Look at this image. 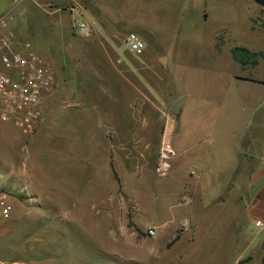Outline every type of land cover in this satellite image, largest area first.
<instances>
[{"label": "rangeland", "instance_id": "rangeland-1", "mask_svg": "<svg viewBox=\"0 0 264 264\" xmlns=\"http://www.w3.org/2000/svg\"><path fill=\"white\" fill-rule=\"evenodd\" d=\"M20 3L11 4V25L49 63L53 81L32 133L23 134L0 120V196L10 206L0 222V262L258 264L257 241L264 231L244 220L242 202L236 203L237 198L243 201L238 182L248 156L238 157L235 167L229 156L213 160L206 141L212 136L230 144L231 137L221 131L223 121L227 128H237L253 109H264L255 105L256 95L248 92L246 83L233 77L255 72L264 79V62L240 67L229 54L234 46L264 53V8L250 0H100L105 8L100 13L122 17V24L78 38L65 16V26L57 22L51 28L40 21L42 30L31 28V34H25L31 19L27 23L25 16L24 21ZM221 25L226 47L216 55L200 41ZM131 31L144 32L139 56L124 44ZM157 55L167 59L165 67ZM114 72L133 88L122 81L115 84ZM137 72H161L165 77L158 82ZM146 85L161 96H189L179 119L195 120L197 157L190 171L200 176L201 200L210 187H217L218 199L205 204L172 181L168 172L164 177L153 172L159 131L137 120ZM251 88L255 93L260 85ZM163 105L166 113L165 100ZM234 106H241L240 115L231 113ZM117 110L130 141L123 139L121 126L100 122L106 113L117 122ZM203 151L207 157L201 156ZM196 215H201L199 227L192 230ZM187 223L191 229L182 232ZM239 224L236 243L233 227ZM146 228L154 235L147 236Z\"/></svg>", "mask_w": 264, "mask_h": 264}, {"label": "crops", "instance_id": "crops-1", "mask_svg": "<svg viewBox=\"0 0 264 264\" xmlns=\"http://www.w3.org/2000/svg\"><path fill=\"white\" fill-rule=\"evenodd\" d=\"M16 1L19 0H0V15L8 11L11 7V4ZM99 1L100 0H21V3L18 6V11L21 15H24L25 22V16L27 17V23L29 21V18L31 19V22L29 21L30 24L28 23L27 25L29 29H24V33L26 32L27 34H31L29 31L31 28L39 30L38 28L40 27V29L42 30L41 24L44 23H47V25L49 26L51 25V28L53 27V24L57 26V22L58 24L65 26L64 22L66 19L63 18L64 16L67 18L73 28L74 21L77 20V18L79 17L75 13L70 11V8L73 6L80 7V16L90 26L91 30L114 28L116 26L121 25L122 17H119L117 15H107V13H100V11L102 10L105 11V8H102V4H99ZM254 5L258 8L260 7L256 4ZM36 17H38V19ZM53 20H55V23L53 22ZM40 21L41 24H39ZM224 29L225 28L222 25L217 27L210 34L209 38L200 41V43L204 42L206 45H208L210 51H212L216 55H219L221 50L226 47V42L223 34V31H225ZM136 33L139 34L140 37H144L143 31H137ZM148 43L149 42L147 41L146 45ZM233 48H241L244 50L243 55L245 53V56L242 57L243 60H251V57L248 55L246 56V54L258 55L256 58V63L254 65H240L234 60L231 55V50ZM229 54L232 60L236 62L240 67H245L247 65L256 66L258 62H264V53L259 50H251L243 46L231 47L229 49ZM156 60L159 64L162 65V67H165L167 64V59L165 57L162 58L161 56L157 55ZM252 73L253 74H248L247 76L233 75V77L239 81L245 82L248 87V92L250 94L256 95L257 104L255 105H261L264 107V79H261L259 78V76L254 75L255 72ZM144 75L153 77L158 82L163 81L165 77L164 74H162L161 72H137L136 74V76L140 78L145 77ZM120 81H122V83L124 82L130 85V87L133 88V85L128 81L126 77H123V75L119 72H114L113 82L117 84ZM248 85H260L259 91L254 93V89L251 88L252 86L249 87ZM144 89L147 94H145V96L143 97L141 106H139L138 108L139 111L137 113L139 117L137 120L141 122L143 127L156 125V128L159 131L158 134H156V145H159L161 137L164 134V137L169 142L173 152L172 156L168 160V167L166 171L168 172L169 178H171L172 181L177 183L179 187H182L183 190L186 191V193L189 192L194 199L195 197H197L199 201H202L200 196L203 195L199 191L200 176L194 175L192 174V171H190V169L195 166L197 157V144L195 143V137L193 138L194 128L192 126L193 124H195L192 123L195 120L192 119L191 121V118H186V122L182 123L179 119V114L182 108L184 107L185 103L187 102L189 96L173 95L170 97L169 94L161 96L158 94V91L150 85H146ZM158 96H161L162 99ZM181 96H184V100L179 109L177 117L174 118L168 115L167 110L165 111L166 113L163 112L164 100L166 104V109H168L171 103ZM246 100L244 98H241V102L246 103ZM201 102L202 103L199 104H203V102L205 101L202 100ZM94 104L95 103H93V105ZM131 107L133 109L135 108V105L134 103L132 104V102L129 103V108ZM145 107L147 110L143 111ZM196 107L197 106L195 105L194 111H196ZM198 107L200 108V106ZM240 108L241 106L232 107L231 113L235 112L236 115H240ZM116 112L120 116L118 117L117 122L113 121V118L110 117L109 113L103 114L107 116L105 118H101L102 120H100V122L103 124H109L110 126H121V129L119 130L123 133V139L126 141H130V133H128L125 127L121 125V122L123 121L121 116L123 114H121V112L118 110ZM98 113L100 112L98 111ZM165 114L168 115L167 119L164 116ZM190 122L191 124H189ZM222 124L225 126V128L221 131H223V133H227L231 137V143L226 144V142H223L220 138L217 139L216 137L210 136L206 141V143L212 147L208 151V157L212 158L213 160H221L223 157L229 156V159H231V163L232 161H234L235 165L233 164V166L235 167L237 165L238 157L243 158L246 155L248 156L245 161L243 160L245 164L240 162L242 169L245 170H243L244 178L240 179L238 182L239 189L242 192L243 201L237 198L236 203L242 202V208L245 215L243 216L244 220L246 218H249L253 221V225L255 222L258 221L260 226L256 228L261 231H264V109L263 111L253 109L248 119H241L237 128H227L226 126L228 124L226 121H223ZM216 135L217 134L215 132V136ZM156 145L154 146L155 156L157 153ZM142 154L143 153H139V156L142 157ZM201 156L207 157V154L203 151ZM218 171L219 167L217 168L215 173H217ZM235 182L236 181H234V183ZM216 188L217 187H210L211 190H209V194L207 195L205 201L202 202H204L205 204H209L214 200L218 199L219 195L218 190ZM200 219L201 215H196L195 218L191 219L193 221V224L191 226L192 230H195L199 227V224L196 222ZM240 227L242 228V224L233 227V230L237 235L236 243L240 241V237L238 235V232L240 234V231H238L239 229L241 230ZM184 229H191L188 223L186 227L184 226V228H181L182 232L184 231ZM263 238L264 237L261 236L260 239L257 241L258 264H260L261 259L264 255V251L261 250L259 246ZM249 258L250 257L247 256L245 260L248 261Z\"/></svg>", "mask_w": 264, "mask_h": 264}, {"label": "built area", "instance_id": "built-area-1", "mask_svg": "<svg viewBox=\"0 0 264 264\" xmlns=\"http://www.w3.org/2000/svg\"><path fill=\"white\" fill-rule=\"evenodd\" d=\"M70 11L79 16L73 24L74 35L78 38L90 37L92 30L81 18L80 7L73 6ZM10 12L9 9L0 15V120L9 121L23 134H30L41 121V103L50 92L53 72L32 43L15 34ZM124 44L134 56L141 55L144 49L143 40L132 31L126 34ZM164 116L167 119L168 115ZM172 154L171 146L163 134L153 168L157 176H165ZM4 199L0 196V222L10 213V206ZM254 226H260L259 222H255ZM145 234L153 236L154 230L146 228Z\"/></svg>", "mask_w": 264, "mask_h": 264}, {"label": "water", "instance_id": "water-1", "mask_svg": "<svg viewBox=\"0 0 264 264\" xmlns=\"http://www.w3.org/2000/svg\"><path fill=\"white\" fill-rule=\"evenodd\" d=\"M254 4L264 8V0H251ZM184 97H179L176 100H174L171 105L169 106L167 113L171 117H177L179 109L183 103ZM260 249L264 251V238L262 239L260 243Z\"/></svg>", "mask_w": 264, "mask_h": 264}, {"label": "trees", "instance_id": "trees-1", "mask_svg": "<svg viewBox=\"0 0 264 264\" xmlns=\"http://www.w3.org/2000/svg\"><path fill=\"white\" fill-rule=\"evenodd\" d=\"M243 49L241 48H233L231 50V55L232 57L234 58V60L239 63L240 65H246V64H251V65H254L256 63V58L258 55L256 54H246V56H250L251 57V60L250 61H247V60H243V56H245V53L243 55ZM260 264H264V255L261 259V262Z\"/></svg>", "mask_w": 264, "mask_h": 264}]
</instances>
